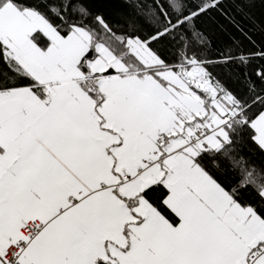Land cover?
I'll return each mask as SVG.
<instances>
[{"label":"snow or ice","instance_id":"1","mask_svg":"<svg viewBox=\"0 0 264 264\" xmlns=\"http://www.w3.org/2000/svg\"><path fill=\"white\" fill-rule=\"evenodd\" d=\"M0 264H264V0H0Z\"/></svg>","mask_w":264,"mask_h":264}]
</instances>
